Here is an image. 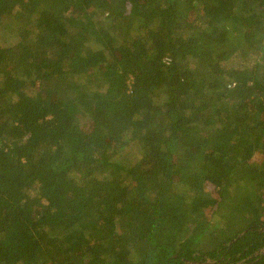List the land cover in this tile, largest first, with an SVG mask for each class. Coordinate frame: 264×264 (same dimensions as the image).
<instances>
[{"label":"trees","instance_id":"obj_1","mask_svg":"<svg viewBox=\"0 0 264 264\" xmlns=\"http://www.w3.org/2000/svg\"><path fill=\"white\" fill-rule=\"evenodd\" d=\"M0 264H264V0H0Z\"/></svg>","mask_w":264,"mask_h":264}]
</instances>
